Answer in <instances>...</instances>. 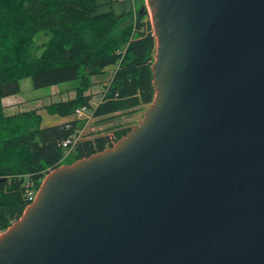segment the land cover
Here are the masks:
<instances>
[{
	"label": "water",
	"instance_id": "water-1",
	"mask_svg": "<svg viewBox=\"0 0 264 264\" xmlns=\"http://www.w3.org/2000/svg\"><path fill=\"white\" fill-rule=\"evenodd\" d=\"M147 1L153 102L46 175L0 264H264V0Z\"/></svg>",
	"mask_w": 264,
	"mask_h": 264
},
{
	"label": "trees",
	"instance_id": "trees-1",
	"mask_svg": "<svg viewBox=\"0 0 264 264\" xmlns=\"http://www.w3.org/2000/svg\"><path fill=\"white\" fill-rule=\"evenodd\" d=\"M140 1L141 7L144 0ZM99 0H0V233L19 219L43 179L68 155L63 142L78 137L88 118L43 126L38 109L7 114L3 98L21 91L81 78L76 95L46 106L53 115H76L87 107L96 118L150 105L155 97L152 64L157 40L148 9L101 12ZM113 74L100 101L88 93L92 77ZM116 136L79 139L74 160L111 147ZM32 191V192H31Z\"/></svg>",
	"mask_w": 264,
	"mask_h": 264
},
{
	"label": "rangeland",
	"instance_id": "rangeland-1",
	"mask_svg": "<svg viewBox=\"0 0 264 264\" xmlns=\"http://www.w3.org/2000/svg\"><path fill=\"white\" fill-rule=\"evenodd\" d=\"M106 1H110V0H106ZM125 1H129V0H125ZM134 2H135V9L137 11L143 6L145 7V9L149 8L147 4L148 3L147 0H144V4L142 7L140 5V1L134 0ZM117 3L118 2L112 5L114 7L113 9L115 10V12L119 14L121 12L117 10V6H116ZM109 5L110 4L105 6H109ZM148 11H149V16L147 17V19L151 20L150 10L148 9ZM112 74H113V68H109L107 74H102L92 77L93 84L91 88L88 90V93L92 94L94 104L100 101L104 89L106 87V83L109 82ZM81 81L82 79L78 78L75 80L62 82L60 84H56L52 86L35 88L33 86L32 79L25 78L20 82L21 84L20 93L15 94L13 97H11L13 98L11 100L20 101V102L8 106V107H13V110H8V112L10 113L12 111H18L21 109L23 110L38 109L43 116V126L56 125L57 123L62 121V117L59 115L50 114L47 111L46 106L48 104H51L52 102H59L74 97L76 95V87H78L81 84ZM149 106L150 105H142L136 109L116 113L104 119L91 117L92 114L90 111H88L86 115L89 117V121L84 129L83 138L89 136H95L97 134H109L111 136H116L115 131L117 129L132 128L134 124H138L143 119L145 111ZM75 116L77 117V115ZM67 153L68 155L62 160L63 164H70L75 161L74 160L75 153L72 150H69ZM37 193L38 192H36L35 197Z\"/></svg>",
	"mask_w": 264,
	"mask_h": 264
},
{
	"label": "crops",
	"instance_id": "crops-1",
	"mask_svg": "<svg viewBox=\"0 0 264 264\" xmlns=\"http://www.w3.org/2000/svg\"><path fill=\"white\" fill-rule=\"evenodd\" d=\"M103 1H105V2H103ZM130 1H132V2H130ZM99 2H100V4H101V7H100V11L101 12H108V11H114L115 12V10L113 9L114 7H113V5L112 4H115L116 2H118L117 4H116V6H117V10L119 11V12H121V13H124V12H129V11H134L135 10V2H134V0H129V1H125V0H110V1H106V0H99ZM108 4H110L109 6H105V5H108ZM111 8V9H110ZM108 9H110V10H108ZM107 10V11H106ZM116 13V12H115ZM121 13H119V14H121ZM112 68V67H111ZM109 83V82H108ZM107 84V83H106ZM14 95H11V96H8V97H5V98H3V105L5 106V111H6V113L7 114H14V112L15 113H17V112H20V111H24L23 109H21V110H18V111H12V112H8V110H13V107H8V106H10V105H13V104H15V103H18V102H20V101H14V100H11V99H13V98H11V97H13ZM8 100H11V101H8ZM27 110H29V109H27ZM74 118H76V116L75 115H73V116H68V117H62V121H60L59 123H57V124H62V123H65V122H68V121H70V120H73ZM52 126V125H51ZM87 126V125H86ZM85 129V128H84ZM84 129L83 130H81L80 131V137L81 138H83V135H84ZM91 137H93V136H89V137H85V138H91Z\"/></svg>",
	"mask_w": 264,
	"mask_h": 264
},
{
	"label": "built area",
	"instance_id": "built-area-1",
	"mask_svg": "<svg viewBox=\"0 0 264 264\" xmlns=\"http://www.w3.org/2000/svg\"><path fill=\"white\" fill-rule=\"evenodd\" d=\"M89 111V108L87 107H82V108H79L77 109V115L80 116V117H84V116H87V112ZM88 117V116H87ZM79 140V137H71V138H68L66 139L64 142H63V146L67 149H72L73 146L76 144V142ZM32 192V191H31ZM35 194H33V197H35Z\"/></svg>",
	"mask_w": 264,
	"mask_h": 264
}]
</instances>
